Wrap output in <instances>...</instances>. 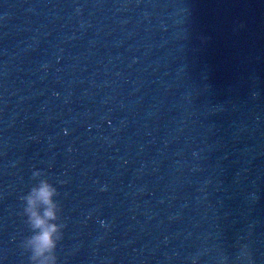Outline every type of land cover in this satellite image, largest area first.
<instances>
[{
    "label": "water",
    "instance_id": "obj_1",
    "mask_svg": "<svg viewBox=\"0 0 264 264\" xmlns=\"http://www.w3.org/2000/svg\"><path fill=\"white\" fill-rule=\"evenodd\" d=\"M40 179L57 264H264V0H0V264Z\"/></svg>",
    "mask_w": 264,
    "mask_h": 264
},
{
    "label": "clouds",
    "instance_id": "obj_2",
    "mask_svg": "<svg viewBox=\"0 0 264 264\" xmlns=\"http://www.w3.org/2000/svg\"><path fill=\"white\" fill-rule=\"evenodd\" d=\"M42 175L33 174L34 178ZM59 195L56 187L46 179H40L38 185L22 197L23 214L31 235L26 237L21 247L30 252L31 264H57L56 249L63 236V223L60 220L61 208L55 198ZM246 254L241 253L244 257Z\"/></svg>",
    "mask_w": 264,
    "mask_h": 264
}]
</instances>
